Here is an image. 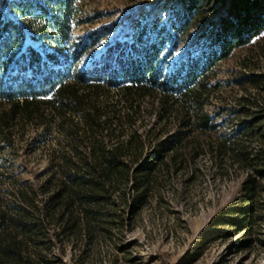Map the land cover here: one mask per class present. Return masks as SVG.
<instances>
[{"label": "trees", "instance_id": "trees-1", "mask_svg": "<svg viewBox=\"0 0 264 264\" xmlns=\"http://www.w3.org/2000/svg\"><path fill=\"white\" fill-rule=\"evenodd\" d=\"M77 1L22 0L17 7L30 17L29 36L12 19L0 20V151L15 144L19 127L35 119L45 122L46 111L64 142L52 150L44 198L23 183L11 200L0 204V264L33 263L31 247L40 244L51 222L61 226L63 235L82 234L80 226L91 235L103 211L136 213L162 176L187 167L200 153V139L217 161L227 156L237 160L239 147L243 156L246 152L231 137L213 136L216 120L205 110L208 77L234 49L262 37L264 0H219L224 10L201 35L208 47L204 56L190 55L166 73L160 59L164 42H145L141 32L124 60L108 51L95 68L88 65L70 75L71 58L89 41L74 44L67 57ZM200 2L185 0L183 10L170 17L172 27L179 30L201 14ZM30 38L54 49L41 51L26 41ZM156 90L158 105L154 98L146 108L155 109L159 121L140 130L144 98L155 96ZM254 182L250 176L246 183L244 221L253 217Z\"/></svg>", "mask_w": 264, "mask_h": 264}, {"label": "rangeland", "instance_id": "rangeland-1", "mask_svg": "<svg viewBox=\"0 0 264 264\" xmlns=\"http://www.w3.org/2000/svg\"><path fill=\"white\" fill-rule=\"evenodd\" d=\"M20 2L0 0V20L12 19L29 36L31 20L18 11ZM184 2L78 0L67 57L71 58L74 44L89 41L71 58L70 75L88 65L95 68L108 51L124 60L140 42L141 32L145 42H164L160 58L167 66L164 73L190 55L204 56L208 47L201 35L213 27L224 6L219 0H201V14L177 30L170 17L174 19L183 10ZM28 40L41 51L54 49L48 43ZM212 70L205 110L216 120L213 136L233 138L246 148V156L239 147L235 153H240V159L227 156L217 161L200 139V153L187 167L162 176L136 213L131 209L103 211L91 235L83 234L82 226L78 227L80 235L77 231L63 235L59 224L49 223L40 244L31 247V264H264V34L249 46L234 49ZM155 92L144 98V108L154 98L158 105L160 91ZM155 112L145 109L140 130L159 121ZM48 113L46 123L35 119L16 129L15 144L0 151V204L11 200L23 183L36 188L39 198L47 195L52 150L62 141ZM170 121L168 128L173 131L176 127ZM256 168L262 172L257 173ZM250 176L255 179L253 217L244 221Z\"/></svg>", "mask_w": 264, "mask_h": 264}]
</instances>
